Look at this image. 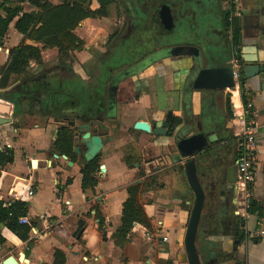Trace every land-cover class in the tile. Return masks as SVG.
Here are the masks:
<instances>
[{"label":"crops","instance_id":"obj_1","mask_svg":"<svg viewBox=\"0 0 264 264\" xmlns=\"http://www.w3.org/2000/svg\"><path fill=\"white\" fill-rule=\"evenodd\" d=\"M43 1L60 4V0ZM88 4L91 12L100 8L98 0H88ZM147 4L153 12L151 27L147 29L164 42L159 50L174 46H194L199 50L201 71L195 82L194 76L190 78L192 57L162 59L153 69L142 71L141 78L137 75L135 88L130 79L119 85L116 117L109 122L101 111L94 113V104L102 103V98H95L93 93L101 94L109 73L118 65L106 63L99 83H95L96 77L90 81L99 65L95 54L100 52L92 48L88 51L90 58L77 65L80 76L89 78V84H78L76 91L75 87H61L63 93L52 94L45 106L49 111L47 124L34 123L31 128L21 124L25 119L44 116L36 104L39 96L29 93V85L18 80L4 86L9 95L2 94L0 83V108H6L5 113L0 112V119L6 121L0 125V153L8 149L13 155L11 164L0 166V203L4 207L15 201L27 203L24 219L30 227L29 244L0 228L4 240L0 244V264L8 257L17 264H136L129 257L138 250L155 255L154 260L149 257L144 264H187L183 240L194 196L185 165L193 161L199 182L206 179L201 183L204 209L212 194L211 165L199 157L214 149L207 160L218 167L220 182L226 184L227 169L235 165L239 149L236 115L245 108L247 119L256 129L250 203H256L263 216L259 221L254 216L246 217L236 201L234 185L231 191L226 184L214 194L216 210L201 215L202 232L197 233L196 248L199 247L201 264H264V237L256 235L257 231H264V0H143L139 1L142 21L149 9ZM4 5L20 8L19 16L40 15L30 0H0L2 18ZM114 5H106L105 15L99 19L94 16L82 20L73 30L76 38L79 26L111 20L109 9ZM132 6L134 9L138 5ZM18 17L9 24L0 46V69L7 65L9 50L22 44L37 47L15 30ZM107 32L109 35L111 28ZM83 45L78 53L83 52ZM39 50L42 60L43 51ZM233 61L244 71L240 78L236 70L238 77H233L230 87L227 66ZM257 68V75L245 76V71ZM11 95L15 103L8 102ZM22 104L26 110H20ZM167 113H171L169 133L155 136L152 130L157 122H164ZM20 114L25 119L17 121ZM134 115L139 116L131 125L137 136H131L129 141L124 136L116 139L112 132L121 127L117 119L126 121ZM82 124L88 125L92 135L104 131V139H108L89 163L83 160L85 148L76 138ZM66 132L71 144L58 147L59 137ZM199 132L214 134L216 140L192 157L181 158L174 148L175 135L187 138ZM76 147L79 154L74 153ZM88 167L89 185L84 186L82 172ZM136 173L140 177L134 180ZM134 186L149 227L135 224L127 241L119 243L115 233L121 225L122 205L128 198V189ZM80 221L83 231L76 239L73 234ZM140 243L148 246L146 250L137 248ZM56 252L61 254L62 262L56 260Z\"/></svg>","mask_w":264,"mask_h":264},{"label":"rangeland","instance_id":"obj_2","mask_svg":"<svg viewBox=\"0 0 264 264\" xmlns=\"http://www.w3.org/2000/svg\"><path fill=\"white\" fill-rule=\"evenodd\" d=\"M132 2L133 5L136 8L133 9L132 14L129 12V8H126V5L129 4V2ZM139 1L143 0H120L118 3L116 2L114 6H112L109 11L112 16L111 20L109 18L107 20H99L100 22H90L86 23L83 26H79L77 28L76 35L81 39L84 43L83 45V52L78 53L81 49H71L69 51L70 57L68 56L67 52V57H64L62 52H59V50L55 47H48V48H43L41 43H37L34 41H30V43L35 44L38 48H41L43 51V56L42 60L38 63L36 62H31L29 65L28 70L25 71L23 75H20L18 77H9V79L6 80L7 84L11 82V80H18L20 84H29L31 82H38L44 85L47 89L48 93H41L39 95V99L37 100L36 104L38 106V109L40 113L44 116H42L40 119V116L38 118H33V119H25L24 115H18L16 116L17 121H22L23 118L25 121L21 124V127L23 128H31L34 123H37L39 125H45L47 124L46 121L49 120V111L46 110L47 108L45 107L48 102L50 101L51 97L50 95L52 92L55 90L61 88V87H68L70 86L71 89L75 87L77 89L78 84L83 85V84H89V78L84 80L83 77L80 76V71L78 70V66H80L79 62L87 61L90 58V55L88 53L89 49H96L100 51L101 53H104L102 58L99 60V65L98 67L94 70L95 74L91 78L90 81H93L96 77L95 83H99L98 79L102 78L104 74H102L103 69L105 68V65L108 62L113 63L114 65H118L113 68V71L110 72V76L113 75L114 73L128 67L129 65L134 64L135 62L140 61L144 56L153 50L161 47L162 43L157 39V36L154 35L153 32L147 27H151L152 23V15L153 12L151 10L152 6L148 5V11L146 15V19L142 21V13L140 12L142 10L141 6L139 5ZM146 3L149 1L153 0H144ZM84 5L87 7V9H90V4H88V0L84 1ZM60 4H62V0H60ZM58 4V5H60ZM57 6V5H55ZM126 9V11H125ZM97 11V10H96ZM94 15H91L90 17L87 18H93ZM96 18H100L99 15H95ZM115 19V21H114ZM141 20V23H143V26L138 25V20ZM147 21V22H146ZM85 23V22H84ZM112 26V27H111ZM111 28V33L108 35V29L110 30ZM121 30L122 33L119 35V38H116L112 45L114 48L110 52L107 51V46L105 39L107 37L113 38L115 37ZM145 35L146 37L143 39L140 35ZM77 38V39H78ZM171 39L169 37L166 38V42H169ZM107 42V41H106ZM111 42V41H110ZM24 45V44H22ZM129 50L128 53H122L125 50ZM122 53V54H121ZM126 54V55H125ZM118 55V56H116ZM113 57V58H112ZM112 59V60H111ZM5 66H3L0 70L2 71ZM76 67V68H74ZM149 69H153L152 67ZM104 73V72H103ZM141 73H139V76L141 78ZM109 76V77H110ZM4 82V78L1 74L0 77V83L2 86V83ZM9 82V83H8ZM14 82V81H13ZM94 82V81H93ZM7 87H2V94H8L9 90L5 91ZM9 95V94H8ZM54 96V95H53ZM46 108V109H45ZM20 110H26L25 104H22L20 106ZM22 116V117H20ZM233 118V117H232ZM139 119V116L136 117V115L133 116L131 119L121 120L120 118L117 119V123L121 125V127L116 131L115 129L112 132L113 136L116 139H119L120 136H124L125 140H130L131 136L134 138L137 135L134 134V130L131 128V125L133 122L136 124V120ZM10 121V119H9ZM16 123V122H15ZM17 124V123H16ZM129 136V137H128ZM213 146V145H212ZM175 148V146H174ZM136 149V148H135ZM214 149H208L204 152L203 155H200L199 159H202L201 161H205L206 163L210 161V175L209 178L211 179V196L210 200L206 202V206L203 209L202 214L205 215V213H210L211 211L216 210L217 208V199L215 197V192L217 189H221L224 187L226 184L223 182H220V174L218 171V167H214V162L211 160H207V155H210L211 152ZM137 153V149L135 150ZM139 153V152H138ZM236 159V158H235ZM133 160H136V158H133ZM134 162V161H133ZM209 163V162H208ZM137 174V173H136ZM134 176V180L140 177V174H137ZM203 180L200 181V183H204L206 181L205 178H202ZM209 179V180H210ZM204 181V182H203ZM223 185V186H222ZM210 187V186H209ZM216 188V190H215ZM207 189H205L206 191ZM202 232L201 227L198 229V235H200ZM146 247H148L146 244L140 243L137 248H144L146 250ZM199 249V247L197 246ZM137 251V250H136ZM139 252H133V256L130 257L129 259L133 263H141L144 264L143 262L147 260V258H151L154 260V254L153 253H148L147 255L144 253H141L140 250Z\"/></svg>","mask_w":264,"mask_h":264},{"label":"trees","instance_id":"obj_3","mask_svg":"<svg viewBox=\"0 0 264 264\" xmlns=\"http://www.w3.org/2000/svg\"><path fill=\"white\" fill-rule=\"evenodd\" d=\"M85 0H62V4L54 6L47 1L43 0H30V2L40 10V15L36 18L32 14H21V9L13 7L11 5H4L2 11L5 17H0V46L3 43L9 24L13 19L17 18L14 28L15 30L28 40H32L37 43H41L43 48L55 47L62 52L64 57H67V52L71 49H81L82 42L76 38L73 34V30L78 24L90 17L91 15H105V6L113 3L115 0H98L100 8L96 12H91L84 5ZM5 4V3H4ZM40 50L35 46L20 45L16 48L9 50L8 62L1 74L4 78V82L1 87L6 86V80L9 77L23 75L30 62H40ZM31 88H29L30 90ZM245 101V97H243ZM8 102L15 103L14 99L8 97ZM227 110L230 112L229 103L227 104ZM71 144V136L69 133H64L58 140V147L68 146ZM13 161L12 152L6 149L3 153H0V166L11 164ZM91 168L85 169L83 175V185H89V173ZM137 187H130L128 189V198L122 205L120 227L115 233L117 242H126L129 238L134 225H140L145 228L149 227V221L146 217L143 209L137 200ZM32 195V193H30ZM28 212V204L25 202L15 201L9 205L3 206L0 203V228H5L21 242H28V234L30 227L25 224H21L19 220L26 217ZM247 213L250 216H254L256 221L263 216L262 210L259 206L251 202L247 207ZM4 242L0 235V244ZM56 260L60 259L62 262V256L59 252L55 253ZM162 264H171L166 261Z\"/></svg>","mask_w":264,"mask_h":264},{"label":"water","instance_id":"obj_4","mask_svg":"<svg viewBox=\"0 0 264 264\" xmlns=\"http://www.w3.org/2000/svg\"><path fill=\"white\" fill-rule=\"evenodd\" d=\"M165 8V5H163L162 9ZM165 14V12H164ZM166 23L169 25V20L166 18ZM189 56L192 57L194 66L190 74V78L194 76V82L198 78L201 68H200V52L199 50L194 46H174L165 48L162 50H159L147 58H145L138 67L134 68L135 70L141 71L148 67L149 65L159 62L162 59L167 58H173V57H185ZM237 57V56H236ZM239 58V56L237 57ZM238 72L240 74L241 78V72L242 67L237 65L234 67L233 65L227 66L228 74L230 75L229 80V86L233 87V77L234 73ZM131 71L124 70L122 72L117 73L113 78L112 86L113 88L115 85L121 81L123 78H125ZM260 72V68L248 70L245 71V76H253L257 75ZM237 74V75H238ZM193 82V84H194ZM0 112L5 113L6 108H0ZM171 121V113H168L166 119L164 122H157L155 125V129L152 130V133L155 136H166L169 133V123ZM6 121L0 119V125L4 124ZM77 135L76 138L79 139L81 144L84 145L85 150L82 152V157L85 163H89L93 161L98 154L100 153L101 149L103 148L105 142L108 139H104L105 132L99 131L95 135H92L89 131V127L87 124H82L78 126L77 128ZM216 140V136L214 134L212 135H206L203 132H199L196 134L191 135L190 137L184 138L178 135H175V147L178 152V155L181 158H189L193 155L203 151L205 148H207L210 144H212ZM74 153L79 154V149L76 147L74 148ZM66 159V157H63ZM68 165H71L69 162ZM185 173H186V179L188 182V185L193 192V203L191 207V211L188 216L186 230H185V237L183 240L184 250L187 255V264H201L197 248H196V240H197V233L198 229L200 227V221H201V215L203 211L204 206V190L203 186L197 179L196 175V169L194 166V162L190 161L185 165ZM226 184H227V190H233V185L236 181V166L232 165L228 167L226 172ZM83 222H79L77 224V228L74 231L73 237L78 239L83 231ZM2 264H17L16 260L13 257H8L5 259Z\"/></svg>","mask_w":264,"mask_h":264},{"label":"built area","instance_id":"obj_5","mask_svg":"<svg viewBox=\"0 0 264 264\" xmlns=\"http://www.w3.org/2000/svg\"><path fill=\"white\" fill-rule=\"evenodd\" d=\"M236 61L232 65L236 67ZM238 77L234 73V79ZM247 109H243L239 115H236L237 126L240 128V140L237 158L235 161L236 166V181L234 184L236 201L238 206L244 208V215L249 217L247 207L250 203V190L253 183V162L255 160V125L250 119H247ZM236 202V204H237ZM21 224H26L24 218L19 220ZM257 236L264 237V231L259 230L256 232Z\"/></svg>","mask_w":264,"mask_h":264},{"label":"flooded vegetation","instance_id":"obj_6","mask_svg":"<svg viewBox=\"0 0 264 264\" xmlns=\"http://www.w3.org/2000/svg\"><path fill=\"white\" fill-rule=\"evenodd\" d=\"M118 1H120V0H115L113 3H118ZM113 3H111V4H113ZM133 4H132V2L130 1L129 2V4H127L126 5V8L128 7L129 8V12H130V10H131V6H132ZM125 11H126V9H125ZM122 31L123 30H121L115 37H113V38H110L109 39V37H107L106 38V41H105V46H107L108 45V47H107V51L106 52H110V51H112V49L114 48V46L112 45V43L114 42V40L116 39V38H119V35L122 33ZM141 35V34H140ZM141 37L144 39L146 36L145 35H141ZM157 40V39H156ZM111 41V42H110ZM157 51H159V49L157 48V49H155V50H153L152 52H150V53H148V54H146L145 56H144V58H142L140 61H138V62H135L134 64H132V65H129L128 67H126V68H124V69H122V70H120V71H118V72H116V73H114L112 76H110V78H109V80H108V82L106 83V85L103 87V88H101V94H98L95 90V92L93 93V95L95 96V98H102V103H99V104H94V113L96 114V112L97 113H100V111H101V113L100 114H103V115H105V118H106V120H108L109 122L110 121H112V120H114L115 119V117H116V110H117V92H118V87H119V85L123 82V81H126V80H128V79H130V80H132V82H133V84H134V88L136 87V83H137V79H136V77H137V75L139 74V73H141L142 71H144L145 69H147V68H149V67H152V66H155L156 64H157V62H155V63H153V64H151V65H149L148 67H146L145 69H143V70H141V71H138V70H135L134 71V68H136V67H138L139 66V64L145 59V58H147L148 56H150L151 54H153V53H155V52H157ZM128 53L129 52V50L127 49V50H125V51H123L122 53ZM121 53V54H122ZM103 54L104 53H101V52H99V53H97V54H95V60L96 61H99L101 58H102V56H103ZM126 55V54H125ZM116 56H118V55H116ZM113 58V57H112ZM112 60V59H111ZM107 63H108V61H107ZM238 63H236V65H237ZM126 71V70H129V71H131L125 78H123L121 81H119L116 85H115V87L113 88V86H112V83H113V78H114V76L117 74V73H119V72H122V71ZM27 85H29V88H31L28 92L29 93H31V94H35V95H37V96H39L41 93H48L47 92V89L48 88H46L44 85H42L41 83H38V82H31V83H29V84H27ZM70 88V87H69ZM95 88H99L97 85L95 86ZM69 91H70V89H68ZM77 89L75 88L74 89V91H76ZM44 91V92H43ZM61 91H62V93H63V90L61 89V88H59V89H57V90H55L54 92H52V94L55 96V95H57V96H59L60 94H61ZM100 93V92H99ZM51 94V95H52ZM67 94V93H66ZM50 95V97L52 98V96ZM98 95H99V97H98ZM93 96V97H94ZM100 98V99H101ZM96 109V110H95ZM87 110V109H86ZM53 115H56V114H53ZM167 115H168V113H167ZM167 115H166V117H167ZM62 118V117H61ZM64 119V118H63ZM166 119V118H165ZM164 119V120H165ZM65 121L67 120V123H69V119H67V118H65L64 119ZM93 123H95L94 121H92ZM99 132V131H98ZM75 137V136H74ZM236 161V160H235ZM235 161H234V163H235ZM231 204H234L233 203V201L231 200Z\"/></svg>","mask_w":264,"mask_h":264}]
</instances>
